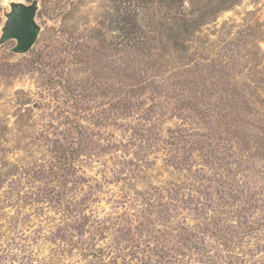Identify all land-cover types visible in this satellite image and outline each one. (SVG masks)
<instances>
[{
	"label": "rangeland",
	"instance_id": "374dc122",
	"mask_svg": "<svg viewBox=\"0 0 264 264\" xmlns=\"http://www.w3.org/2000/svg\"><path fill=\"white\" fill-rule=\"evenodd\" d=\"M39 1L0 44V264H264V0Z\"/></svg>",
	"mask_w": 264,
	"mask_h": 264
},
{
	"label": "water",
	"instance_id": "95a60500",
	"mask_svg": "<svg viewBox=\"0 0 264 264\" xmlns=\"http://www.w3.org/2000/svg\"><path fill=\"white\" fill-rule=\"evenodd\" d=\"M39 0L27 4L24 2H10V11L5 13V22L1 28L0 44L7 40H15L14 51L19 54L28 53L35 45L40 26L37 23Z\"/></svg>",
	"mask_w": 264,
	"mask_h": 264
},
{
	"label": "trees",
	"instance_id": "16d2710c",
	"mask_svg": "<svg viewBox=\"0 0 264 264\" xmlns=\"http://www.w3.org/2000/svg\"><path fill=\"white\" fill-rule=\"evenodd\" d=\"M143 1L144 2H148L149 0H142V3H143ZM164 1H168V0H164ZM169 1H171V0H169ZM141 3V2H140ZM175 2L172 0L171 1V3L170 4H168V6H167V9L168 10H171V11H176V12H178L179 13V15L181 16L179 19H178V22L177 23H179V22H187V19H186V17H185V12L184 11H182V9L181 8H178V7H176L175 5ZM1 6V5H0ZM222 9H224V8H222V6L220 7V9L218 10V11H216V12H219L220 10H222ZM215 12V13H216ZM215 13H213V15L215 14ZM111 15V14H110ZM212 15V14H211ZM122 19L124 20V18L121 16V18L120 19H118V21L117 22H114V21H110V23H111V25L112 24H116V27H117V29H119V30H121V31H125V29H126V24L125 23H123L122 22ZM125 21V20H124ZM126 22V21H125ZM193 22V21H192ZM103 34H101L98 38H103ZM132 41H133V39H132ZM143 42H144V38H143ZM135 45V44H134Z\"/></svg>",
	"mask_w": 264,
	"mask_h": 264
}]
</instances>
